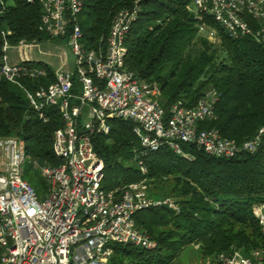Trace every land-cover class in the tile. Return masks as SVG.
<instances>
[{"label":"trees","instance_id":"obj_1","mask_svg":"<svg viewBox=\"0 0 264 264\" xmlns=\"http://www.w3.org/2000/svg\"><path fill=\"white\" fill-rule=\"evenodd\" d=\"M79 16L87 50L106 47L113 19L122 10L138 8V18L126 39V68L159 92L168 118L182 102L194 108L208 92L219 95L216 119L201 129L216 130L237 145L254 140L263 130L254 152L231 159L217 158L196 146L182 145L191 157L163 147L144 158L143 174L135 161L140 141L131 122L110 118L112 132L92 136L95 151L105 164L102 188L122 190L147 180L154 201L172 199L179 207H154L138 212L137 228L157 241L154 250L115 245L111 264H173L180 252L196 244L204 257L218 258L234 250L244 256L264 249V234L254 210L264 205V45L250 37L231 38L212 19L200 20L191 11L193 0H81ZM43 0H0V68L4 46L51 41L40 29ZM205 21L218 37L199 33ZM56 42L64 39L54 40ZM47 76L24 79L30 89L55 82V69L43 62ZM75 88L78 79L74 78ZM40 119L23 89L0 82V138H18L27 156L40 166H60L54 154V133L64 126L60 110ZM24 180L44 200L50 185L40 170L27 164ZM218 264V263H217Z\"/></svg>","mask_w":264,"mask_h":264},{"label":"built area","instance_id":"obj_2","mask_svg":"<svg viewBox=\"0 0 264 264\" xmlns=\"http://www.w3.org/2000/svg\"><path fill=\"white\" fill-rule=\"evenodd\" d=\"M32 3L34 0H24ZM81 0H43L40 29L51 40L64 39L74 56V70H55V82L32 90L24 79L37 80L47 70L36 65L29 51L37 44L21 42L4 46L0 82L23 89L30 107L45 123L48 109L60 110L64 126L54 133L53 150L63 163L40 166L27 156L18 138H0V264H111L115 245H131L147 251L157 241L141 232L135 221L138 212L168 206L179 211L172 199L154 201L147 180L122 190L102 188L105 164L95 151L92 136L112 132L109 119L131 122L140 141L135 161L143 174L144 158L163 147L191 157L182 145L196 146L205 153L231 159L240 152L256 151L263 130L242 146L223 138L201 124L216 119L219 95L208 92L194 108L175 104L167 118L159 92L141 82L126 68V39L138 18V8L120 11L113 19L106 47L87 50L79 16ZM190 11L200 20L212 19L231 38L250 37L264 45V0H193ZM199 33L215 41L216 31L203 21ZM17 50L21 61L11 62ZM78 79L75 88L74 78ZM27 164L38 169L50 185L47 198L24 180ZM254 214L264 234V205ZM218 264H264V249L244 256L234 250L217 258Z\"/></svg>","mask_w":264,"mask_h":264},{"label":"rangeland","instance_id":"obj_3","mask_svg":"<svg viewBox=\"0 0 264 264\" xmlns=\"http://www.w3.org/2000/svg\"><path fill=\"white\" fill-rule=\"evenodd\" d=\"M217 34L216 36L218 37ZM29 52L30 57L36 62H43L57 68L62 66V69L69 72L74 70V56L65 41L56 42L51 40L40 42ZM9 56L11 62L18 63L21 61L17 50H10ZM3 162L4 160L0 155V170ZM173 264H217V257H204L200 251V247L192 244L186 246L180 252Z\"/></svg>","mask_w":264,"mask_h":264},{"label":"crops","instance_id":"obj_4","mask_svg":"<svg viewBox=\"0 0 264 264\" xmlns=\"http://www.w3.org/2000/svg\"><path fill=\"white\" fill-rule=\"evenodd\" d=\"M61 67H62V66H59L58 68H57V67H53V68L56 70V69H59V68H61Z\"/></svg>","mask_w":264,"mask_h":264}]
</instances>
